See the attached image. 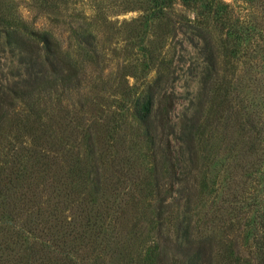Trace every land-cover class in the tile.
Masks as SVG:
<instances>
[{
	"label": "rangeland",
	"instance_id": "obj_1",
	"mask_svg": "<svg viewBox=\"0 0 264 264\" xmlns=\"http://www.w3.org/2000/svg\"><path fill=\"white\" fill-rule=\"evenodd\" d=\"M258 2L235 6L247 22L240 29L263 30L264 7L255 16L249 7ZM149 7L0 0V264H59L62 249L72 264H155L147 253L155 244L192 264L182 250L203 234L243 256L251 251L264 213V63L225 52V33L210 25L206 44L187 23L193 11L155 17ZM44 31L79 79L13 101L18 86L31 90L64 71L37 35ZM213 44L218 87L206 83ZM148 90L154 141L133 111ZM167 95L171 129L160 134L155 108ZM161 198L169 207L162 213Z\"/></svg>",
	"mask_w": 264,
	"mask_h": 264
},
{
	"label": "trees",
	"instance_id": "obj_2",
	"mask_svg": "<svg viewBox=\"0 0 264 264\" xmlns=\"http://www.w3.org/2000/svg\"><path fill=\"white\" fill-rule=\"evenodd\" d=\"M150 2V7L148 12L151 16L155 17H164V14L167 13V9L172 10H181L187 13V11H193V15L195 20H187V23L190 22L191 26L195 29L199 30L200 36L204 40L206 44H210L212 41V33L208 29L207 25H210L213 28H216L218 31H223L225 33V37L221 40L222 42H226V46H224L225 52H238L239 55L247 56L249 53L251 54L248 58L261 56V61L264 63V28L261 32L256 31H249L240 29L242 23L246 22L245 19L243 21L238 19L239 11H236L235 6L241 1L238 0L236 3L235 0L233 1H226V0H148ZM253 3V2H252ZM250 8L252 9V14L254 15L255 11H259L262 7H264V0H259L258 6L256 7L253 4H249ZM166 8V9H165ZM245 10L248 11L246 7ZM255 16V15H254ZM201 17V18H200ZM242 17V16H241ZM250 22H254V18L249 19ZM247 20V21H249ZM247 23V22H246ZM248 29V28H247ZM225 31V32H224ZM41 34V41H43L46 45V50L52 53L55 56V61L59 62L62 61L61 67L64 69L63 72L56 76L41 77L37 83L36 88L31 90L25 89L22 86H18L16 89L12 90L10 94L11 99L14 101L16 98H24L27 95H30L34 92L35 89L37 91L53 89L57 85L61 86H71L75 84L79 78L78 74V67L73 62L64 61V59H60L63 55V51L61 49V44L57 40V38L48 31L39 32L37 35ZM40 38V37H38ZM25 43L32 42V38H24ZM30 40V41H29ZM49 47V48H48ZM218 47L214 44L210 49V58H209V65H210V74L209 78L207 79V86H217L216 79L213 77L214 74L219 72V56H218ZM52 63V62H51ZM60 63V62H59ZM231 63V61H230ZM234 63V62H233ZM232 63V64H233ZM57 64V63H56ZM263 67V65L261 66ZM209 89V87H207ZM217 89V88H216ZM168 99L166 102H159L155 108L156 114V123L160 128V134L167 128L171 129V124L169 122L168 111L172 106V100L167 95ZM153 102V91L148 90L147 92L140 94L134 101L133 111L136 117L139 119L140 123L145 127L148 135L152 141H154V133L155 127L151 121V107ZM10 106V104H8ZM246 124L247 121H246ZM252 126V124H248ZM264 126V125H262ZM264 129L263 127H259L257 132L260 133V130ZM264 139V135L262 136ZM193 140V136H191V141ZM190 149L194 154L197 153L195 148V144L190 143ZM166 152H167V159H168V167H169V174L175 175V164L172 160V153L170 150V143L168 138L166 137ZM164 198H161V203L159 204V212H164L165 209H169L166 206V203L163 202ZM165 217V216H164ZM165 219H163L164 221ZM163 221L161 225L163 226ZM168 228V227H167ZM166 228V229H167ZM251 234V245L252 249L246 256L241 255V252L233 251L229 247L223 246H215L214 243V236L209 234L199 235L195 239H193V244L186 246L187 252L182 250L181 246L177 244V248L182 250L183 256L185 255L188 259H192V264H251L254 261L255 264H264V213L262 214L261 218L258 221V224L255 225L254 230ZM33 235V232H32ZM39 237V236H38ZM41 239V238H40ZM177 240V239H176ZM175 240V241H176ZM187 243L192 242L188 238H186ZM165 249L162 246L157 244L154 247L150 246L149 251L147 253L155 254V264H181L177 258L172 255H167L164 252ZM59 250H57L58 252ZM61 258H58V263L62 264L63 260L65 259L67 263L72 264V254L69 250L66 252L60 251ZM69 254V255H68ZM184 264V262H182ZM191 264V263H190Z\"/></svg>",
	"mask_w": 264,
	"mask_h": 264
}]
</instances>
